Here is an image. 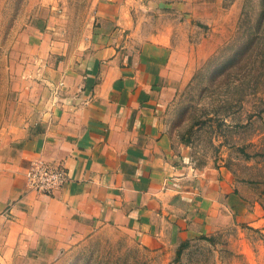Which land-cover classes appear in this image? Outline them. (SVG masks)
Segmentation results:
<instances>
[{
    "label": "crops",
    "instance_id": "obj_1",
    "mask_svg": "<svg viewBox=\"0 0 264 264\" xmlns=\"http://www.w3.org/2000/svg\"><path fill=\"white\" fill-rule=\"evenodd\" d=\"M195 1L95 0L85 38L46 42L14 74L0 129V264H55L106 226L158 252L262 220L229 169L195 166L168 134L174 58L197 45ZM35 159L63 165L69 181L29 190Z\"/></svg>",
    "mask_w": 264,
    "mask_h": 264
},
{
    "label": "rangeland",
    "instance_id": "obj_2",
    "mask_svg": "<svg viewBox=\"0 0 264 264\" xmlns=\"http://www.w3.org/2000/svg\"><path fill=\"white\" fill-rule=\"evenodd\" d=\"M94 3L0 0V129L9 117L14 74L46 42L74 47L85 38ZM195 9L197 45L174 58L181 62L180 80L165 107L168 134L195 166L229 169L244 196L259 203L262 220L229 222L177 250L158 252L101 227L55 264H264V0H196ZM157 20L151 16L150 23ZM42 25L47 28L38 30ZM161 59L168 62L170 55Z\"/></svg>",
    "mask_w": 264,
    "mask_h": 264
},
{
    "label": "built area",
    "instance_id": "obj_3",
    "mask_svg": "<svg viewBox=\"0 0 264 264\" xmlns=\"http://www.w3.org/2000/svg\"><path fill=\"white\" fill-rule=\"evenodd\" d=\"M27 188L38 195H51L68 181V172L63 165L43 159L31 161L24 173Z\"/></svg>",
    "mask_w": 264,
    "mask_h": 264
}]
</instances>
